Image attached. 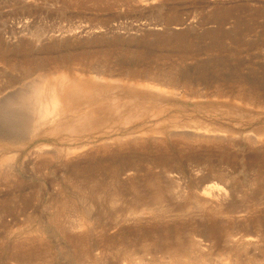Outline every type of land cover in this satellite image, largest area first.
Returning <instances> with one entry per match:
<instances>
[{"label": "rangeland", "instance_id": "374dc122", "mask_svg": "<svg viewBox=\"0 0 264 264\" xmlns=\"http://www.w3.org/2000/svg\"><path fill=\"white\" fill-rule=\"evenodd\" d=\"M66 76L91 79L106 106L116 92L133 120L86 137V153L30 142L34 91ZM10 90L0 134L19 144L0 142V264H169L179 242L192 264H264V0H0ZM43 145L52 159L35 155ZM216 188L226 195L207 199Z\"/></svg>", "mask_w": 264, "mask_h": 264}, {"label": "bare ground", "instance_id": "6f19581e", "mask_svg": "<svg viewBox=\"0 0 264 264\" xmlns=\"http://www.w3.org/2000/svg\"><path fill=\"white\" fill-rule=\"evenodd\" d=\"M93 80L100 82L101 80L104 79L97 76L96 78H93ZM90 82L89 79L86 78L66 76L52 84H48L49 82L44 85L42 84L43 86H41L38 90H35L33 96L36 104L32 105V109H34V114H35L34 115L35 118L33 121L35 123L33 124L30 123L31 125H34L33 126L34 128H32L29 125L32 129H34V131L32 133V129H30L31 132L27 130L31 133L30 135V133L28 134L27 132V136L28 135L30 136V137L28 136V139L30 138L29 139L30 142L39 139L43 136L47 138L51 137L53 138L54 141H58L61 143L70 141L72 142V144L73 143L77 144V146L75 147L65 149V151L68 152L70 155H75L77 153H84V152L86 153L88 151L93 150V147L90 146L91 144H86V142L83 143L86 140V137L92 136V138L93 137L98 138L106 134L112 133L115 131L114 129H116L117 125L112 126L111 121L116 119L118 122L124 113L131 115L130 118L133 115H136L135 113H137V109L135 107H130L123 110L124 108L121 107V105H118L119 99L117 96H115L116 92H110L112 93L111 95L112 99L116 101L115 102L116 104L114 103L111 104L110 106H106L105 103L100 100V97L97 96L98 93H94L93 90L89 89L90 87L88 84ZM36 88H38V86ZM14 92L15 90H10L7 93L4 92L5 94L3 93V95L0 96V105L6 104L7 103L6 101L9 100L12 95H14ZM105 92L109 93L106 90ZM130 104L127 105L130 106ZM35 105H38V107L37 106L35 107ZM77 113L80 114L82 113V115L79 116ZM108 124H111L109 125V128H111L112 130L108 131L107 133L106 127H108ZM6 135L7 134L4 133L0 134V142L7 144H19V142L14 143L15 141L9 140L8 136ZM114 140L115 139H113L112 142ZM28 144L29 142L27 143V145ZM260 145H264V141L260 142ZM53 153L54 152L52 151V149L49 150V146H44V145L35 150V155L38 156L39 158L46 157L52 159L54 157ZM225 195H226L225 190L223 188H216L215 190L214 189L209 190L208 192L205 193V197L212 201H221L220 199H222V197ZM155 199L157 201H161L162 199L164 200L161 191L156 192ZM134 202L135 204L142 203L141 204V206L143 205L142 207L146 206L145 202L141 201V199L135 200ZM137 207L140 206H136L135 209L132 207L133 209L130 211L132 212L135 211ZM87 218L88 217L84 213L83 216L81 217V220H78L77 227L79 229L89 224L88 223L86 225ZM259 239H261V237H259ZM253 241H257V240L252 238L247 239V241L240 240L239 241L240 243L246 245H238L236 247L239 248L240 246H242L244 248H247L252 244ZM258 242H261V240ZM188 247H189L188 245L183 246V243L180 244L179 242V244L177 243L173 249L168 250L166 253L169 255L170 258L169 264H192L193 262L191 260L193 257L190 256L191 254L190 251L188 250ZM193 247L194 249L196 248V246ZM159 249H162V251L164 250L163 248H159ZM125 255L128 258L130 257L128 256V251L125 252ZM209 260L211 261V259ZM209 260L206 259L204 256H202L200 257L199 263L211 264ZM215 264H240V262L238 255L233 254L230 255V257L227 260L221 258V260L215 262Z\"/></svg>", "mask_w": 264, "mask_h": 264}]
</instances>
